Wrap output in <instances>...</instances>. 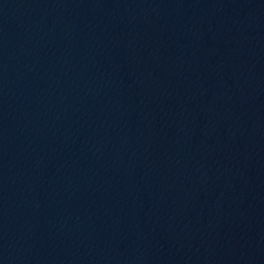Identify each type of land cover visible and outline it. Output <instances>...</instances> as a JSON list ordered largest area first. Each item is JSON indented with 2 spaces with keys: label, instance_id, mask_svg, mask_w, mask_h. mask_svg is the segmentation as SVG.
Wrapping results in <instances>:
<instances>
[{
  "label": "water",
  "instance_id": "obj_1",
  "mask_svg": "<svg viewBox=\"0 0 264 264\" xmlns=\"http://www.w3.org/2000/svg\"><path fill=\"white\" fill-rule=\"evenodd\" d=\"M0 264H264V0H0Z\"/></svg>",
  "mask_w": 264,
  "mask_h": 264
}]
</instances>
